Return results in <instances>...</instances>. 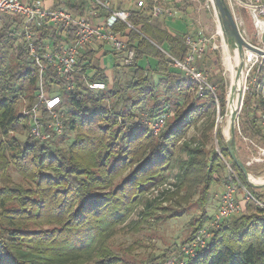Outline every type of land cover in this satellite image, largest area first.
<instances>
[{
  "label": "trees",
  "instance_id": "16d2710c",
  "mask_svg": "<svg viewBox=\"0 0 264 264\" xmlns=\"http://www.w3.org/2000/svg\"><path fill=\"white\" fill-rule=\"evenodd\" d=\"M52 1L54 10L68 8L75 15L90 9L88 0ZM153 4L148 1L147 7L131 11V27L116 28L127 41L120 53H135L130 66L119 63V52L108 50L98 56L97 49L87 47L76 71L65 79L44 55L49 43L53 48L73 44L75 31L47 25L35 30L36 54L46 66L42 86L48 96L62 100L63 133L48 131L47 141L30 133L32 109L39 104L40 68L28 49L21 20L0 14V264H122L112 242L137 209L142 206L136 223L142 225L161 221L162 215L181 216L169 205L180 206L197 195L206 207L213 186L229 179L225 161L245 189L239 188L243 211L214 229L194 256L183 254L179 264H264V202L231 160L216 123L218 110L222 117L227 110L225 80L214 69L220 54L208 51L197 60L200 70L214 73L208 78L215 88L214 94L198 95L196 84L174 67V60L186 61L190 35L172 34L152 15ZM113 7L124 9L121 3ZM242 15L248 17L243 11ZM10 52L13 57L8 60ZM106 57L114 61L112 80L101 63ZM150 59L156 62L153 71ZM120 68L127 71L125 81L118 79ZM152 72L160 78L157 82ZM252 80L236 136L264 149V64L254 70ZM95 83L106 89L90 90L88 84ZM22 102L24 112L18 113ZM39 109L48 121L44 107ZM162 117H167L165 126L155 135L149 122ZM192 130L199 135L189 139ZM176 163L180 167L176 183L167 186ZM246 168L250 175L262 177L264 159ZM11 169L22 183L12 180ZM247 193L263 206L247 199ZM211 219L204 211L192 224L185 245ZM168 259L163 255L153 264H167Z\"/></svg>",
  "mask_w": 264,
  "mask_h": 264
},
{
  "label": "built area",
  "instance_id": "2783aa9c",
  "mask_svg": "<svg viewBox=\"0 0 264 264\" xmlns=\"http://www.w3.org/2000/svg\"><path fill=\"white\" fill-rule=\"evenodd\" d=\"M90 9L83 15H75L68 8H60L54 10L44 5L41 0H0V14L16 16L23 23V33L28 45L30 54L35 58L37 65L40 68V93L39 106L44 107V113L49 117V120L44 119L39 106H35L31 115V136L41 141H47L50 138L48 131L56 132L58 135L63 133V115L59 111L62 100L59 96H48L44 92L42 86V73L46 66L41 61V58L36 54L35 46V30H39L44 26H51L61 31L74 30L76 41L73 44H60L53 48L49 43L46 47V59L56 73L69 79L76 71L78 59L84 53L87 47H92L96 43L106 44L115 52H122L127 48V41L122 36V33L116 30L120 24H125L131 27L128 23L131 17L130 9L117 10L109 2V0H88ZM136 8H144L148 5V0H135ZM229 6L236 22L240 28L244 38L246 37L243 27L241 12H245L251 20L257 42L249 43L255 50L245 49L243 57V72L241 77L244 79L243 90L244 95L248 87L254 82L252 76L254 70L264 64V0H228ZM208 7L215 11L213 0H207ZM104 11L108 16L102 14ZM216 13V11H215ZM163 10L158 6L152 7V15L160 17ZM172 16V12H168ZM221 37L222 44H217L214 37L208 38L202 34L197 37H189L186 41L190 53L185 62L174 60V67L184 72L195 84L198 95H203L208 91L213 93L215 88L210 84L208 74L200 70L196 66V62L208 51H223L225 42L222 31L218 32ZM246 39V38H245ZM135 58L134 51L128 52L124 64L130 66ZM88 88L92 91H103L106 89L105 84L95 83L88 84ZM167 117H162L149 122V126L155 135H158L165 126ZM262 126L264 129V115L262 116ZM47 131H46V130ZM239 130V123H238ZM264 157V149H259V157L251 160L247 165L261 163ZM230 176L224 184L225 190L221 197L220 206L212 217L209 224L202 228L195 236L194 240L186 245L183 250L185 256H194L195 251L199 248H204L211 239L212 231L218 228L225 221L238 216L242 213V207L238 203L237 195L239 188L244 189L240 184L235 172L230 165L225 161ZM247 199H252L259 205L250 194L247 193ZM263 206V205H261ZM167 264H179L176 260H170ZM184 264V263H181Z\"/></svg>",
  "mask_w": 264,
  "mask_h": 264
},
{
  "label": "rangeland",
  "instance_id": "374dc122",
  "mask_svg": "<svg viewBox=\"0 0 264 264\" xmlns=\"http://www.w3.org/2000/svg\"><path fill=\"white\" fill-rule=\"evenodd\" d=\"M148 1L150 2L151 0ZM109 2L112 5L121 3L123 4L124 9L136 8L135 0H109ZM46 4V6H51L53 3L47 2ZM153 5L158 6L163 10V14L158 18L161 21H166V26L171 33H189L190 37H197L199 34H202L208 38L214 37L217 44H222L221 37L218 36L219 28H221V23L215 11L212 8L208 7L207 0H182L180 1V8H177L174 4L170 6L164 2H160V4ZM186 8H190V13H185ZM177 9H179L180 12H178ZM170 11L173 13L172 16L168 14V12ZM169 18L173 20H169ZM242 21L243 27L241 29H244L246 32V40L252 44H255L257 42V38L255 36V30L251 20L248 17L246 18L245 16H243ZM223 45H226V47L228 48V53L231 55L232 60L235 63L237 52L235 51V49L231 48L227 43L224 42ZM109 49L111 48L108 47V50ZM103 51L99 52L98 56H101ZM218 53L220 54V63L215 64L214 69L216 70L217 75L222 76L225 80L226 92L228 97L230 85L234 83L237 74V68L228 70L227 65H229V63L226 64L225 62V52L221 50L218 51ZM8 57V60H10L13 57V54L10 52L8 54ZM118 59L120 60L119 63H121L122 66H125V54L119 52ZM239 59L241 62L242 58L240 56ZM150 62V67L153 71L152 66L155 65L156 62L153 59H150ZM101 63L104 67L108 69V75L112 80V78L114 77V72L112 70L114 61L112 57H108L105 59L102 58ZM141 65H143V63H141ZM118 71L120 73L118 79L123 81L127 80L128 77L126 75V69L120 68ZM152 74L154 80L157 82L160 78L153 72ZM210 74L214 73L210 72ZM210 74H208V76ZM230 74L233 75L231 83ZM43 90L46 93V89L44 87ZM234 99L237 101V96H235ZM24 108L25 102H22L18 107V113H23ZM229 120L230 117L226 113L223 117L219 115V113L216 116V123L222 128L223 135L226 140L230 139L228 123ZM198 135L199 133L196 130H192L189 134V139L198 137ZM10 137H17L22 142L26 140V136L10 134ZM214 146L217 148L216 141H214ZM65 148H67V145H65ZM236 148L237 153H239L243 161H246L247 163L259 157L260 148L258 149L255 146H250L248 142L240 141L237 136ZM257 150L258 155H255L254 152ZM182 158L186 159V156L183 155ZM179 171V163H176L174 168L168 174L167 186L174 185L176 183ZM227 173L228 176H230L229 170L227 171ZM10 175L15 183H22V178L13 169L10 170ZM252 177L256 180L264 182V176ZM223 185L224 183L222 182L219 185L215 184L213 186L211 197L206 207L204 208L202 207V204L199 201L198 195L195 196L191 201L181 204L180 206L175 203L169 205L172 211L178 213V215H181L177 218H166L162 215L161 221H151L142 225H137L136 223L139 220V213L142 210V206H140L134 214L133 218L125 226L118 230L112 242L113 252L122 259V264H153V261L155 259L163 255H168L169 261L176 260L177 262H179L183 258V250L186 247L185 243L193 232L192 224L203 214L204 211H206V213L210 217H213L217 212V201L218 197H220L221 193L224 191ZM165 187L162 189L158 188L156 192H152L151 194H149L150 197H152L153 194L157 195L159 192L161 193L163 189H166ZM256 191L257 195L260 196L261 200L264 202V189H256ZM238 197V203L242 207L243 211V195L238 192ZM90 264L95 263L92 262Z\"/></svg>",
  "mask_w": 264,
  "mask_h": 264
},
{
  "label": "water",
  "instance_id": "95a60500",
  "mask_svg": "<svg viewBox=\"0 0 264 264\" xmlns=\"http://www.w3.org/2000/svg\"><path fill=\"white\" fill-rule=\"evenodd\" d=\"M216 14L221 23V31L223 34V39L231 48L235 49L238 55L242 58V61L237 66V77L239 78L243 72V57L245 49L255 50L254 47L244 38L240 31V28L236 22V19L231 11L228 0H213ZM244 90L242 87L238 89L237 102L238 107L235 110H231L230 103L234 96L227 97V110L226 114L230 117L229 121V131L230 139L227 140L228 151L231 160L236 164V166L241 170L245 178L247 179L248 185L253 189L264 188V182L262 184H255L251 181L253 178L247 171L246 164L240 159L236 148V133L238 130V120L240 113L242 111L244 103ZM220 115V110H218Z\"/></svg>",
  "mask_w": 264,
  "mask_h": 264
},
{
  "label": "bare ground",
  "instance_id": "6f19581e",
  "mask_svg": "<svg viewBox=\"0 0 264 264\" xmlns=\"http://www.w3.org/2000/svg\"><path fill=\"white\" fill-rule=\"evenodd\" d=\"M219 32L221 33V28H219ZM224 52H225V62H226V64L229 63V65H227L228 66L227 67L228 70L236 69L237 66L240 63V59H239L238 53L236 54L235 63H234L233 60H232L231 55L228 53V48L226 47V45H225V48H224ZM232 78H233V75L230 74V83H231ZM243 83H244V79L241 76L238 78L237 74H236L234 83L230 85V90L228 89L229 90L228 96L231 97V98H232V96H234V97L238 96V89L243 86ZM237 107H238V102L235 99H233V100L231 99V103H230V107L229 108L231 110H235ZM251 181L253 183H255V184H262L263 183V182H261L259 180L254 179V178H252Z\"/></svg>",
  "mask_w": 264,
  "mask_h": 264
},
{
  "label": "crops",
  "instance_id": "0c3cea01",
  "mask_svg": "<svg viewBox=\"0 0 264 264\" xmlns=\"http://www.w3.org/2000/svg\"><path fill=\"white\" fill-rule=\"evenodd\" d=\"M153 3H155V4H160V2L162 3V2H164V3H167L168 5H172V4H178V6L180 5V1H182V0H151ZM47 2H51V3H53L51 6H46L47 4ZM43 3H44V5L46 6V7H48V8H53V6H54V1H52V0H49V1H43ZM118 4H120V3H118ZM177 7V6H176ZM128 9V8H127ZM134 9H137V8H133V9H130L131 11L132 10H134ZM178 10V12H180V10L179 9H177ZM186 14H188V13H190V8H186V12H185ZM175 14H177V13H175ZM241 16L243 17V15H242V12H241ZM158 18V17H157ZM169 20H173V19H171V18H169ZM165 24H166V21H165ZM167 25V24H166ZM167 27V26H166ZM173 34V33H172ZM94 49H97L99 52H101V51H103V48H104V51L102 52V54L103 53H105L106 51H108V47H110V46H108V45H106V44H100V43H96V44H94L93 46H92ZM111 48V47H110ZM109 50H112V49H109ZM101 54V55H102ZM106 58H108V57H106ZM105 59V58H104ZM223 188H224V190H225V187H224V185H223ZM262 189H264V188H262ZM261 190V189H260ZM223 193H224V191L221 193V195H220V197H218V201H217V208H219V206H220V203H221V197H222V195H223Z\"/></svg>",
  "mask_w": 264,
  "mask_h": 264
}]
</instances>
